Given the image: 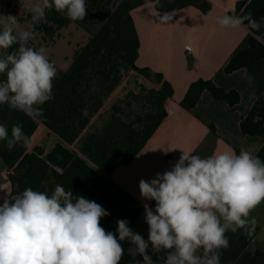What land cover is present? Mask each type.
I'll return each mask as SVG.
<instances>
[{"label":"clouds","instance_id":"1","mask_svg":"<svg viewBox=\"0 0 264 264\" xmlns=\"http://www.w3.org/2000/svg\"><path fill=\"white\" fill-rule=\"evenodd\" d=\"M51 9L73 22L87 15L86 0H41L30 9L27 29L17 31L18 21L9 15L0 30V75L5 77L0 80V105L34 121L44 117L42 106L54 99L58 73L47 48L30 47L29 41ZM170 19L167 14L160 17L161 22ZM215 22L230 29L264 28V17L258 20L250 11L217 16ZM0 142L9 151L31 145L20 122L10 132L0 123ZM138 187L142 200L155 201L154 208L143 204L147 240L126 219L116 221L115 233L106 231L101 220L110 213L60 184L50 193L28 187L5 195L0 204V264H120L123 241L131 245L129 255L142 257L134 264H157L149 248L166 253L163 264H220L221 250L230 246L226 233L255 232L257 221L250 214L264 203V161L243 150L203 158L182 150L170 170L140 179Z\"/></svg>","mask_w":264,"mask_h":264},{"label":"trees","instance_id":"2","mask_svg":"<svg viewBox=\"0 0 264 264\" xmlns=\"http://www.w3.org/2000/svg\"><path fill=\"white\" fill-rule=\"evenodd\" d=\"M148 2H153L161 12L188 6L203 14L211 10L210 0H86L87 15L83 21H70L65 14L51 9L46 11V21L36 25L35 32L41 34V42L30 40V47H45L55 42L60 30L71 23L81 26L89 35L74 51L70 66L57 72L53 81L54 99L42 106V119L34 121L20 111L0 105V123L7 125L9 132L14 123H22L30 139L41 123L64 143L75 144V149L57 143L46 154L40 146L31 151L29 147L17 146L9 151L6 142H0V159L7 169L11 196L28 187L50 193L60 184L74 195L94 200L106 209L110 215L102 218L101 225L114 233L118 219H126L130 225L139 214L141 206L124 200L121 190L107 182L95 167L110 175L118 166L129 164L167 116L165 102L173 96V87L161 73L136 65L139 37L131 10ZM249 11L258 20L264 17V0H239L234 15ZM24 20L21 15L19 21ZM247 30L249 33L232 52L221 73L246 69L261 90L241 117L239 128L243 135L263 139L254 156L264 161V28L259 32ZM131 72L154 82V86L140 84L137 92L128 91L106 106ZM2 79L5 77L0 75ZM204 92L230 107L240 102L236 89L220 87L214 79L199 78L190 83L181 107L194 113ZM106 109L107 117L102 118L101 124L93 125L94 118ZM209 129L215 131L212 124ZM151 206L155 207V201ZM257 231L256 225L252 236L243 229L226 233L230 246L221 250L220 264H264L263 251L247 250ZM148 254L157 264H163L164 251L153 253L149 248Z\"/></svg>","mask_w":264,"mask_h":264},{"label":"crops","instance_id":"3","mask_svg":"<svg viewBox=\"0 0 264 264\" xmlns=\"http://www.w3.org/2000/svg\"><path fill=\"white\" fill-rule=\"evenodd\" d=\"M238 1L210 0L211 10L208 14L201 13L193 6L161 12L156 10L153 2L131 10L139 37V55L136 65L161 73L173 87V96L165 102L167 116L129 164L118 166L110 175L91 165L107 182L121 190L124 200L141 206V211L129 227L141 234L145 240L148 238V225L144 220L143 204L151 205L152 201L141 199L138 187L140 179L148 180L157 172L163 173L170 170L181 156L182 150L202 158L214 152L229 150L235 152L243 150L255 155L263 143L261 138L243 135L239 128L241 117L248 112L261 90L246 69L230 74L221 73L232 52L249 31L244 26L236 29L222 28L215 19L225 14L234 15ZM40 2L41 0H0L1 30L8 24L9 15L16 17L19 25L17 31L27 29L31 20L30 9ZM165 14L171 19L161 22L160 17ZM21 15L24 21H19ZM67 26L60 30L59 38L61 31ZM87 38L88 34L86 40ZM32 41L36 44L41 42V34L35 32ZM80 46L78 45L75 50ZM188 48L190 51L187 50ZM70 64L66 68H57V72L66 70ZM137 78L141 83L151 82L141 76ZM199 78L214 79L220 87L236 89L240 94V102L235 107H230L225 102L213 100L207 92H204L194 113L188 112L181 107L180 102L190 83ZM119 88L107 100L106 106L116 98H121L120 95H116ZM210 124L214 126V132L210 131ZM57 143L73 149V144L64 143L56 134L38 123L28 150L31 151L35 146H40L46 154ZM5 195L11 196L10 183L6 166L0 159V204L3 203ZM250 215L256 219L258 231L248 244L247 250L264 252V203L254 209ZM121 244L125 253L120 264H134V260L142 261L141 256L137 255L133 258L128 254V249L131 247L128 241H123Z\"/></svg>","mask_w":264,"mask_h":264},{"label":"rangeland","instance_id":"4","mask_svg":"<svg viewBox=\"0 0 264 264\" xmlns=\"http://www.w3.org/2000/svg\"><path fill=\"white\" fill-rule=\"evenodd\" d=\"M87 34L88 33H86L85 30L80 26L71 24L61 31V37H58L59 39L54 44L46 47L49 58L51 61H53L56 68H66L71 63L75 48L85 42ZM137 77L138 75L136 73H129L124 79V82L119 88L117 92L118 94L116 93V95H120L122 98L128 91L137 92L140 84H144L147 87H152L155 84L154 82L141 83ZM105 117H107V109L104 110L100 116L95 117L92 124H101L102 118ZM72 147L75 149V144H73Z\"/></svg>","mask_w":264,"mask_h":264},{"label":"built area","instance_id":"5","mask_svg":"<svg viewBox=\"0 0 264 264\" xmlns=\"http://www.w3.org/2000/svg\"><path fill=\"white\" fill-rule=\"evenodd\" d=\"M187 50H188V51H190V49H189V48H188Z\"/></svg>","mask_w":264,"mask_h":264}]
</instances>
